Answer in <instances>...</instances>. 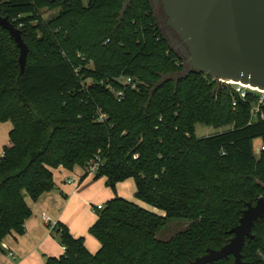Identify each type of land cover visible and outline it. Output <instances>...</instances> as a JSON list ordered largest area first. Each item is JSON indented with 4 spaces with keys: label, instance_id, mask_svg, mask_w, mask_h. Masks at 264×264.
Masks as SVG:
<instances>
[{
    "label": "trees",
    "instance_id": "obj_1",
    "mask_svg": "<svg viewBox=\"0 0 264 264\" xmlns=\"http://www.w3.org/2000/svg\"><path fill=\"white\" fill-rule=\"evenodd\" d=\"M43 9L58 13L44 21ZM0 16L28 48L19 77V51L0 28V123L12 124L0 157V243L23 234L26 199L52 191L55 170L97 161L94 179L105 178L114 195L88 230L98 251L57 222L52 232L64 254L45 264H188L226 245L246 204L264 197V149L257 158L252 151L253 140L264 142V108L249 124L259 95L246 91L241 100L196 72L182 78L184 61L149 0H0ZM107 86L122 89L123 99ZM197 125L232 128L198 139ZM129 179L151 210L116 195ZM171 220L188 225L157 240ZM251 233L242 262L264 264V217Z\"/></svg>",
    "mask_w": 264,
    "mask_h": 264
},
{
    "label": "water",
    "instance_id": "obj_2",
    "mask_svg": "<svg viewBox=\"0 0 264 264\" xmlns=\"http://www.w3.org/2000/svg\"><path fill=\"white\" fill-rule=\"evenodd\" d=\"M160 1L165 24L175 34L179 57L184 61L182 78L200 73L219 82H234L264 91V0H149ZM0 28L18 51L19 77L24 73L28 48L21 32L0 16ZM264 217V197L247 203L238 224L228 232V243L188 264H214L232 256L242 262L246 239Z\"/></svg>",
    "mask_w": 264,
    "mask_h": 264
},
{
    "label": "crops",
    "instance_id": "obj_3",
    "mask_svg": "<svg viewBox=\"0 0 264 264\" xmlns=\"http://www.w3.org/2000/svg\"><path fill=\"white\" fill-rule=\"evenodd\" d=\"M44 13L50 14L52 19L56 16L58 10H41L40 16L42 19ZM51 19H48V21ZM43 20L45 21V19ZM11 128L12 124L10 122L0 123V157L3 154V148L9 142L8 135ZM76 169L69 172L63 168H58L53 174L55 188L52 191L43 194L36 202L26 199L31 210V216L25 221L23 234L9 235L0 243V264H45L46 258H59L62 256L64 254L63 247L50 229V226L57 222L65 225L73 237L83 238L84 245L91 254L98 251V242L91 241L89 238L91 235L88 232L97 216L84 215L78 221H75V212L78 206L74 207V200L80 198L83 190L82 180L78 181L76 185L68 186L65 184V181L71 178L80 180L81 176L75 175ZM98 187V190L103 189L101 185ZM103 192L106 202L114 197L113 193L112 196L111 193L109 195L106 189H103ZM81 203L92 214L93 209L91 211L87 201L81 200ZM90 206L93 207V204H90ZM43 214L49 219V224L43 221ZM10 253H12V257L9 256Z\"/></svg>",
    "mask_w": 264,
    "mask_h": 264
},
{
    "label": "rangeland",
    "instance_id": "obj_4",
    "mask_svg": "<svg viewBox=\"0 0 264 264\" xmlns=\"http://www.w3.org/2000/svg\"><path fill=\"white\" fill-rule=\"evenodd\" d=\"M160 5H152V9L154 12V16L155 19L159 25V28L161 29V31L163 32V34H165L167 37L171 38V32L169 31V29L167 28L166 24H165V17L163 16V14L160 12ZM43 19H45V21H48V19H51L50 14L47 15V13L43 14ZM172 49L177 52L179 54V50L177 48V45L171 43ZM182 75V74H181ZM216 87L218 88H224V87H230L232 89L235 90L238 89L239 87L236 85H230L228 83H222L217 81V85ZM245 89V88H243ZM246 91H250L248 89L244 90ZM257 95H261L258 94V92H254ZM237 93V92H236ZM232 127L231 126H224V127H213V126H204V125H197L195 128V137L200 139V138H204L207 136H211L214 134H218V133H222L225 132L227 130H230ZM264 145V142L261 138H257L255 140H253L252 142V151H253V155L254 157H258L259 156V152L260 149L262 148V146ZM76 171H75V175H79L82 176L83 175V171H81L82 169L76 167ZM75 179V178H74ZM78 178L75 179V184H78ZM104 181L105 178H98V179H94V174L93 173H89L82 181L81 184L83 185V190L82 193L80 195V198L75 199L74 200V207L78 208L76 209L75 212V221H78V219L82 218L84 215H91V216H97L96 212H92V214H90L88 208L85 209L83 204L81 203V200H85L87 201L89 208L92 211V207L90 206V204H93V207H95L96 205H105L106 201L104 200V192L103 189H106L107 193L112 196V192L110 189L106 188V186H104ZM69 186V184H66ZM73 185V184H70ZM103 187V189H99L98 190V186ZM105 191V190H104ZM134 193H135V184L134 181L132 179L126 180L124 182L118 183L116 185V195L118 197H121L131 203H134L136 205H138L139 207L142 208H147L149 210H151L150 207H147L144 203L140 202L139 200L135 199L134 197ZM156 211V210H155ZM187 222L185 221H177V220H171L169 221V223L167 224V226L162 229L160 232H158L156 234V239L159 241H167L169 240L171 237H173L176 233L182 231L185 229V227L187 226ZM89 238L91 239V241H93L94 243H97L96 239L93 236H89Z\"/></svg>",
    "mask_w": 264,
    "mask_h": 264
},
{
    "label": "built area",
    "instance_id": "obj_5",
    "mask_svg": "<svg viewBox=\"0 0 264 264\" xmlns=\"http://www.w3.org/2000/svg\"><path fill=\"white\" fill-rule=\"evenodd\" d=\"M206 77V76H204ZM116 81L122 86V87H128L130 90H135L137 89V86H136V82L133 81L130 77H119V78H116ZM227 83V82H225ZM108 89H110L109 86H107ZM113 94H114V97L117 99L118 102H120L121 99H123V91L122 89L121 90H118V91H114L113 89H110ZM245 89L239 87L238 89H236V92L239 94V98L241 100H244L245 97H246V92L244 91ZM260 94V93H258ZM233 106H235V103H233ZM264 108V93L259 95L257 97V99L252 103L251 107H250V113H249V124L251 123H254L256 122L258 119H262L263 118V114H262V109ZM103 117H101L102 119ZM261 149H264L263 146ZM98 167V162H94L93 164L87 166L85 169H82L83 173H93L96 168ZM79 181V180H78ZM75 179L74 178H71V179H68L65 181V184H75ZM104 208V205H96L95 207H92L93 211L96 212V211H100ZM42 219L45 223L49 224V219L47 218L46 215H42ZM55 224L50 226V229L51 231H53V228H54ZM64 250V248H63ZM10 257H12V253L9 254ZM263 262H264V259H263Z\"/></svg>",
    "mask_w": 264,
    "mask_h": 264
},
{
    "label": "flooded vegetation",
    "instance_id": "obj_6",
    "mask_svg": "<svg viewBox=\"0 0 264 264\" xmlns=\"http://www.w3.org/2000/svg\"><path fill=\"white\" fill-rule=\"evenodd\" d=\"M154 5H160L159 7L161 8L160 9V12L163 14V11H162V7H161V4H160V1H156L155 3H153ZM152 4V5H153ZM163 16H164V14H163ZM165 17V16H164ZM170 31V30H169ZM171 32V31H170ZM171 38L170 37H168L169 38V40H170V42L171 43H173V44H175V45H180V42L178 41V39H177V37L175 36V34L174 33H172L171 32Z\"/></svg>",
    "mask_w": 264,
    "mask_h": 264
},
{
    "label": "bare ground",
    "instance_id": "obj_7",
    "mask_svg": "<svg viewBox=\"0 0 264 264\" xmlns=\"http://www.w3.org/2000/svg\"><path fill=\"white\" fill-rule=\"evenodd\" d=\"M227 83L230 84V85H236L238 87L245 88V89H248V90H251V91H254V92H258L260 94H263L264 93V91H260V90H258L256 88H252L250 86L243 85V84H240V83H234V82H231V81L230 82H227Z\"/></svg>",
    "mask_w": 264,
    "mask_h": 264
}]
</instances>
